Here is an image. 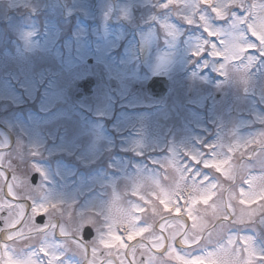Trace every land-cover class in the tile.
I'll return each instance as SVG.
<instances>
[{
  "label": "rangeland",
  "instance_id": "374dc122",
  "mask_svg": "<svg viewBox=\"0 0 264 264\" xmlns=\"http://www.w3.org/2000/svg\"><path fill=\"white\" fill-rule=\"evenodd\" d=\"M96 1L95 6L91 0H0V41H24L30 47L29 58H33L30 75L19 88L11 89L0 75V126L5 122L14 127L11 132L19 164L14 174L25 179L23 184L14 181L15 191L21 196L27 193L38 203L76 212L62 218L69 225L91 221L97 238L99 230L109 233L106 246L114 229L127 230L135 208L143 204L137 195L159 207L156 200L176 189L178 173L172 163L190 164L198 173L207 172L193 164L186 153L207 161L225 156L228 147L237 142L254 141L264 134V55L247 27L253 18L257 25L264 21H258L264 0H236L240 12L229 7L226 19H217L197 0H180L167 8L163 6L167 0ZM251 1L257 14H252ZM229 2L218 0V6ZM116 3L119 5L114 8ZM205 27L216 33L213 37L206 33V44L202 38ZM132 29H140L138 40L132 37ZM210 38L218 41L217 52L226 54L219 66L212 60L211 48H205L215 44ZM140 40L152 48L146 65L132 55ZM240 45L254 47L242 62L231 63ZM197 51L204 54L193 55ZM203 68L220 73L221 81L215 83L217 78L200 74ZM155 77L170 83V92L163 100L152 98L147 91ZM88 78L95 79L97 87L92 97L79 100L77 83ZM36 79L40 86L34 85ZM3 147L0 144V150ZM260 161H264V153L251 161L247 156L242 160L239 153L232 158L237 166L245 162L251 165L252 175L261 173ZM35 173L39 181L34 187L30 179ZM248 173V168L240 170L237 186ZM2 174L8 175L7 170ZM220 180L229 186L223 177ZM223 196L226 200L227 193ZM25 202L30 206L31 200ZM198 208L203 214L204 206ZM29 212L30 208H25L26 215ZM161 213L181 221L163 213L162 208ZM140 216L142 221L151 219V211ZM8 231H0V243L6 242ZM154 231L159 233L158 222ZM55 232L48 234L45 243L62 255ZM227 233L233 239L250 238L256 249L264 252V225L259 221L229 224ZM141 239L130 245L138 247ZM215 239L205 237L192 248L180 249L179 243L174 247L185 257L204 259L214 249ZM137 254L142 255L140 251ZM120 255L132 260L128 252ZM3 259L6 264V257ZM108 259L119 264L115 250ZM174 259L160 257L156 264H185L182 257Z\"/></svg>",
  "mask_w": 264,
  "mask_h": 264
},
{
  "label": "snow or ice",
  "instance_id": "6c2138e0",
  "mask_svg": "<svg viewBox=\"0 0 264 264\" xmlns=\"http://www.w3.org/2000/svg\"><path fill=\"white\" fill-rule=\"evenodd\" d=\"M179 2L180 0H167L163 6L167 8L169 5ZM197 3L210 9L217 19H226L227 8L234 7L236 0H230L227 5L220 6H218V0H197ZM200 19L204 20L205 17L201 15ZM188 22L191 23V19ZM244 22L241 21V23ZM247 27L251 36L259 43L261 55H264V21L257 25L251 20L247 23ZM204 31L210 37L216 35L208 27H205ZM222 44L225 45L224 40ZM209 47L212 57L226 59L224 52H217L215 44L205 45V48ZM253 47V45H240L239 52L236 58L231 60V63L242 62L245 59V54ZM203 54L201 51L193 53L195 56ZM255 146H259L260 151H257ZM237 153L242 160L245 156L249 161L259 157L264 153V134L254 141L237 142L228 147L225 156H215L207 161L186 153L185 155L193 164L198 167L202 166L207 172L198 173L190 164L178 166L172 163L178 173L176 189L171 193L165 192L162 197L156 200L159 202V207L153 203V200L137 195L136 198L143 204H139L135 208V216L128 221L127 230L124 228L114 229L111 234V243H107L106 246L105 241L109 238L107 231L99 230L98 238L94 242H85L87 230L97 229L91 221L75 225L63 222V217L75 216L76 212L60 209L55 204L38 203L25 193L22 196L19 195L13 190L15 179L10 177L13 183H8L7 195L14 200H31V204L30 212L26 215L23 205L0 203V214L7 210L6 216L0 222L4 229L10 230L7 232L6 242L0 243V249H3L4 257H6V264H40L35 259L36 253L31 252L30 249H26L25 255L17 258L14 250L9 248L8 242L17 240L27 242L33 239L40 242L39 255L47 258L48 264H58L62 257L54 253L45 243L48 234L56 230H59V235L65 240L64 247L81 255L87 264H98L97 256L100 249H104L108 257H111L115 250L119 264H137V251L145 255L141 264H156L160 257L172 260L174 256L182 257L185 264H264V252L256 249L253 240L250 238L233 239L227 233L229 224H255L259 221L264 225V161H260L261 173L252 175L251 165L246 162L239 166L233 164L232 158ZM0 168H2V158H0ZM165 168L166 165L162 167V169ZM244 168H248L249 173L243 177L242 184L237 186L236 179L240 170ZM37 171L40 170L37 169ZM208 173L213 175H208ZM220 177L229 182L228 187L223 185ZM0 180L8 181L9 177L0 175ZM224 193H227L226 200L223 196ZM144 205L148 207L146 208ZM200 205L204 206L203 214L198 208ZM161 208L163 213L172 214L176 218L186 215L187 221L191 222L190 227L187 222H181L179 219L170 220L161 213ZM13 209H18V211L13 213ZM149 210L151 219L142 221L140 213H146ZM40 217L44 218L43 223L37 224V219ZM156 217L159 218L158 221L154 219ZM206 217H210V219ZM149 220L153 222L149 223ZM157 222L159 224L158 234L154 231ZM121 231H124L125 234L121 235ZM214 236L216 237L215 247L204 256V259L185 257L174 247V244L179 243L182 247L192 248L203 243L205 237L212 240ZM137 238H143L138 247L135 244H129V242L136 241ZM145 240L147 243L144 242ZM185 240H187L186 244L183 243ZM89 251L92 256L91 260H88ZM124 252H128L132 256L131 261H127L124 256L120 255ZM167 253H174V256L166 255ZM99 264H113V261L111 259L100 260Z\"/></svg>",
  "mask_w": 264,
  "mask_h": 264
},
{
  "label": "flooded vegetation",
  "instance_id": "af4514ba",
  "mask_svg": "<svg viewBox=\"0 0 264 264\" xmlns=\"http://www.w3.org/2000/svg\"><path fill=\"white\" fill-rule=\"evenodd\" d=\"M235 10L240 12L241 8L238 7V5H236ZM28 49H30V47L27 46V43H25L24 41L15 42L12 38H4L0 41V75L3 79V81L6 80L9 82V87L11 89L19 88V86H21V83L24 82L26 77L28 75H30L28 73V71L29 72L31 71L30 62L33 58H29L30 53H29V51H27ZM63 63H64L63 55L61 54L59 57V65L61 68L63 66ZM75 63H76V59H75ZM89 64L92 65L93 61L92 62L89 61ZM25 65H26V67H25ZM23 67H25V70L23 69ZM23 73L25 76L23 75ZM15 77H16V79H15ZM33 78H37V76H34ZM33 83H34V85L37 84V86L41 85V83L37 82V79ZM77 87H79V83H77ZM79 93L77 95V98L79 96ZM9 102H10L9 104H11V102H13V101H9ZM11 128H14V127L13 126L12 127L6 126L5 122L2 123V125L0 126V144H2L4 146L2 148V150H0V158H2V168H0V175H4V174H2V171H3V169H6L7 174H8L7 176L9 177V180L7 182L4 180H0V189H2V191H0V202L6 201L8 203L9 202L15 203V201H27V200H25V199L14 200L12 197L7 195V185H8V183H11V181H12L10 179V177L14 178L15 181L19 182L20 184H23L24 180H25V179H22V178L15 176V174H14L16 172V170L18 169L19 164L15 160L16 141H15V137H14L13 133L11 132ZM28 178H29V176H28ZM13 190H14V192H16L15 187H14V183H13ZM26 195H27V193H26ZM6 213H7V210H6L5 214ZM3 229H4L3 224H2V222H0V231H3ZM55 234H56V232H55ZM96 238L97 237L95 236V238L90 243L94 242ZM59 243L62 244V249H61L62 255H60V256L62 258L65 257L69 263L72 262L74 264H84L85 262H87L86 260L83 259V257L81 255L77 254L74 251H70L69 249L65 248L64 247L65 240L61 236L59 239ZM11 247L14 249L21 248L24 251L26 249H30L31 252L32 251L35 252L37 250V248L39 249L40 242H38L36 239H33L31 241H27V242L22 241V240H17L15 242H11ZM56 252H57V250H56ZM98 256L101 257V260H107L108 259V256H106V253L104 251H103V254H98ZM98 256H97V259H98ZM1 257H3V254L1 255ZM91 257H92L91 252L89 251L88 260H91Z\"/></svg>",
  "mask_w": 264,
  "mask_h": 264
},
{
  "label": "water",
  "instance_id": "95a60500",
  "mask_svg": "<svg viewBox=\"0 0 264 264\" xmlns=\"http://www.w3.org/2000/svg\"><path fill=\"white\" fill-rule=\"evenodd\" d=\"M96 87V82L94 79L86 80L79 84V89L82 91V94L78 96V98L81 100L84 96L90 98L93 96L94 89ZM148 93L151 97L154 99L162 100L164 99L168 93L170 92V85L168 81L165 78L162 77H156L153 78L147 87ZM38 176L35 175L32 177V183L34 185L37 184ZM6 214H2V218H4ZM42 217L37 219V224L43 223ZM94 238V232L92 229H88L85 236V242L89 243ZM145 258L143 256H139L137 258L138 264H141V262Z\"/></svg>",
  "mask_w": 264,
  "mask_h": 264
},
{
  "label": "bare ground",
  "instance_id": "6f19581e",
  "mask_svg": "<svg viewBox=\"0 0 264 264\" xmlns=\"http://www.w3.org/2000/svg\"><path fill=\"white\" fill-rule=\"evenodd\" d=\"M262 18H264V10L259 11L258 21H260ZM151 52H152V48L150 47V45L147 42H142L141 46H140V57H141V61L144 65H146L147 61L150 59ZM132 55L133 56L136 55L135 50H133ZM21 205L24 206V209L27 207V203H22ZM183 220H185V219L184 218L181 219L182 222H184Z\"/></svg>",
  "mask_w": 264,
  "mask_h": 264
}]
</instances>
